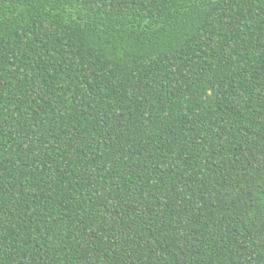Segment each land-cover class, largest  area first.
Here are the masks:
<instances>
[{
	"label": "trees",
	"instance_id": "trees-1",
	"mask_svg": "<svg viewBox=\"0 0 264 264\" xmlns=\"http://www.w3.org/2000/svg\"><path fill=\"white\" fill-rule=\"evenodd\" d=\"M0 264H264V0H0Z\"/></svg>",
	"mask_w": 264,
	"mask_h": 264
}]
</instances>
